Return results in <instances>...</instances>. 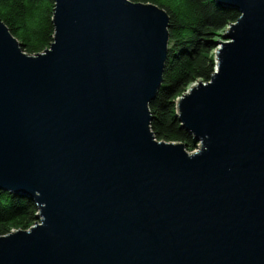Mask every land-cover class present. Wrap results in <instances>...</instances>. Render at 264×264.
Wrapping results in <instances>:
<instances>
[{
  "label": "water",
  "instance_id": "water-1",
  "mask_svg": "<svg viewBox=\"0 0 264 264\" xmlns=\"http://www.w3.org/2000/svg\"><path fill=\"white\" fill-rule=\"evenodd\" d=\"M52 1L43 53L0 20V191L38 210L0 264H264V0H213L239 17L177 100L193 153L150 129L167 14Z\"/></svg>",
  "mask_w": 264,
  "mask_h": 264
},
{
  "label": "trees",
  "instance_id": "trees-1",
  "mask_svg": "<svg viewBox=\"0 0 264 264\" xmlns=\"http://www.w3.org/2000/svg\"><path fill=\"white\" fill-rule=\"evenodd\" d=\"M153 4L168 16V44L162 82L149 103L150 129L156 140L180 143L192 152L197 144L177 117V100L197 82L207 83L215 69L216 38L239 14L213 0H130ZM52 0H0V20L30 56L43 53L53 41ZM36 205L29 199L0 191V236L34 225Z\"/></svg>",
  "mask_w": 264,
  "mask_h": 264
},
{
  "label": "rangeland",
  "instance_id": "rangeland-1",
  "mask_svg": "<svg viewBox=\"0 0 264 264\" xmlns=\"http://www.w3.org/2000/svg\"><path fill=\"white\" fill-rule=\"evenodd\" d=\"M225 30H226V29H225ZM225 30L221 33V35H223V34L225 33ZM218 41H224V40H223L221 37H217V38H216L215 49L213 50V58H214V62H215V52L217 51V48H218V46H219V42H218ZM227 42H229V41H227ZM193 85H194V84H193ZM190 87H191V86H190ZM190 87H189V88H190ZM189 88H188V89H189ZM188 89H187V90H188ZM185 93H186V92H185ZM185 93H184V94H185ZM195 151H197V147H196V149H195L194 151H192V152H188V151H187V152H188V153H193V152H195ZM36 222H37V221H36Z\"/></svg>",
  "mask_w": 264,
  "mask_h": 264
}]
</instances>
